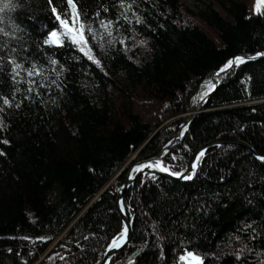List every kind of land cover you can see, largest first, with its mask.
I'll return each instance as SVG.
<instances>
[{
    "label": "trees",
    "instance_id": "1",
    "mask_svg": "<svg viewBox=\"0 0 264 264\" xmlns=\"http://www.w3.org/2000/svg\"><path fill=\"white\" fill-rule=\"evenodd\" d=\"M26 2L0 27L22 23L16 35L28 47L25 67L34 61L48 76L32 78V98L19 109L0 113V264H97L124 227L115 200L129 167L173 139L223 64L264 52V8L252 11L251 0H209L195 12L181 0H125L131 23L123 17L117 23L124 12L118 0H78L85 24L99 31L93 13L106 5L110 11L101 17L113 20L116 37L110 46L104 35L101 48L86 31L92 51L85 55L67 39L63 47L44 45L47 32L61 26L47 0ZM53 3L61 12L66 7ZM5 42L17 44L0 36V46ZM50 58L64 70L49 65ZM53 67L61 72L59 88L51 84ZM13 87L0 73V95L11 99ZM15 87L21 92L14 103L28 95L27 83ZM216 138L242 139L264 153V59L227 73L164 157L173 171H183ZM124 202L129 215L136 208L134 237L114 264H186L185 249L204 264H264V162L242 146L209 150L193 180L143 185L139 177ZM136 250L142 252L130 260Z\"/></svg>",
    "mask_w": 264,
    "mask_h": 264
},
{
    "label": "snow or ice",
    "instance_id": "2",
    "mask_svg": "<svg viewBox=\"0 0 264 264\" xmlns=\"http://www.w3.org/2000/svg\"><path fill=\"white\" fill-rule=\"evenodd\" d=\"M66 4L63 12L57 7L56 4L53 3V0H47L48 6L51 8V12L54 15L55 19L58 21L59 25L61 26L62 31L60 30H50L47 32V38L43 40L44 45H52L55 47H63L65 39L69 40L71 43L77 46V50L80 53L88 55L89 52L92 51V46L89 43L88 36L85 35L87 33L91 34L93 41H98L100 43V47L103 48L104 42L103 37L107 35L109 37L107 43L111 46L114 44L116 37L112 35L114 22L111 18H104L101 17V11L104 13H108L110 9L106 5H98L96 11L93 15L98 19L99 29L102 31H98L97 29L93 28L91 24H85L84 20L81 18V8L82 6L78 3V0H63ZM119 5L121 8L124 9V12H120L116 16V22L118 23L121 17L129 23H131L129 17L125 15V12L132 8V4L125 3V0H118ZM135 2V0H133ZM28 6L26 0H19V2H13V0H3L0 3V13L4 15H0V24L4 23L5 17L7 13L15 12L16 10L20 9L24 11ZM262 8H264V4L261 3V0H257L256 3V11L259 13ZM137 23H140L139 18H137ZM23 31L22 23H12L11 30H5V28L0 27V36L2 37H11L12 39L17 41L16 46H10L7 42H5L2 46H0V73H4L8 76L11 84L14 86L11 93V99L9 95H0V101H2V106H0V113L5 111V108H13L19 109L21 104L24 103L25 100H30L32 98L31 93L34 91L33 85L36 84V81L32 79L35 76H40L42 81L47 78L48 72L45 71L43 66L37 67V64L34 61L29 62L28 66L25 67V62L29 61L28 56V47L26 42L22 41V37L17 36L16 32ZM123 43V40H121ZM141 43H144L141 41ZM264 57V52L257 51L254 56H235L232 59H229L223 67L219 70L216 74L219 76L220 72H227L230 68L238 67L242 63H247L249 60L257 59ZM89 59H92L94 63L99 64V60L93 59L92 56H88ZM48 64L55 66L60 65L61 71L64 70V65L60 63L58 59L50 58L48 60ZM7 70V71H6ZM51 72H54L57 79L51 80V84H55L58 88L60 84L57 83V80L60 78L61 72H56V69L53 67L51 68ZM22 73L26 74L28 79L25 81V77ZM25 82L27 83L28 87L26 88V92L28 95H25L22 100L19 102L14 103L17 98V94L21 92L19 87H15L20 83ZM40 87H45L43 82L39 85ZM50 87V85H48ZM213 89L215 85L211 86ZM36 95H39V90L35 89ZM207 94V93H205ZM203 99V97H201ZM5 126L3 116H0V129ZM4 143H8V141H3ZM171 143V142H169ZM184 147H187L185 145ZM168 153L165 152L164 155ZM206 156V150L201 149L199 150L193 158V163L191 164L190 168L186 171H173L170 167L164 165L163 161L158 159L156 161H146L143 166L137 165V168H146L151 170V175L155 178V170H159L162 172H167L172 176H175L182 180H193L197 176V169L201 166V157ZM172 159L175 160V155L172 156ZM261 162H264V155L258 157ZM220 180L223 181L224 177L221 176ZM123 204V202H120ZM194 210L197 212L202 211L201 206L199 203L193 206ZM129 228L126 224L122 231L118 234L119 239L114 236L111 238L110 245H109V254L111 251L117 247H122L119 244L120 239H125L127 237ZM155 231V229H154ZM38 240L44 241L47 239L46 237H37ZM87 239V237H85ZM11 252V249H9ZM236 258L239 260L241 259V253L236 254ZM105 259H108L106 255ZM182 262L186 261L187 264H204V258L197 254L194 251L185 249L184 255L180 257ZM114 264V261L111 262Z\"/></svg>",
    "mask_w": 264,
    "mask_h": 264
},
{
    "label": "water",
    "instance_id": "3",
    "mask_svg": "<svg viewBox=\"0 0 264 264\" xmlns=\"http://www.w3.org/2000/svg\"><path fill=\"white\" fill-rule=\"evenodd\" d=\"M254 55H255V53H253V54H239L236 56L248 57V56H254ZM260 59H264V57L249 60L248 62L256 61V60H260ZM242 64H244V63H242ZM223 65L213 74V76L210 80L208 90L206 92L207 94H205L203 96V99L199 98V100L197 101V104L195 106H190L187 108V111H189L188 114L190 117L187 121L181 122V124L177 130V133L175 134L173 139L170 141L171 143H168L167 145H165L158 155L147 158V159L140 160L138 162H135L128 169L126 177H125L122 185L119 187V189L117 191L116 200H115V208H116L117 213L121 217L124 226L126 224L128 225L129 231H128L126 240L125 239L119 240V244L122 247H117V248L113 249L111 251V253L109 254V245H110L109 244L107 249L105 250L103 256L97 262V264H111L113 259L116 258L118 255H121L125 251H127L128 248L130 247L131 243H132V240L134 237V226L133 225H134V219H135V215H136V208H134L132 213L129 215L127 208H126V205H125V202H124V197H125L127 191L130 189V187L136 182V180L139 177H143V185H145L150 180H156L158 178H165V179H169V180H173V181H188V180L179 179L175 176L170 175L167 172H162L159 170H155V178H153V176L150 174L151 170L146 169V168H137V165L143 166L146 161H156V160L160 159L163 161L164 165L171 168L170 163L167 160H165L164 153L168 149L173 147L176 144V142L183 137L184 133L187 131V129L189 128L190 124L195 119V117L199 113H202L206 110V107H207L211 97L213 96V94L216 92V90L220 86L221 79L234 68V67L230 68L227 72H220L219 76H217L216 74L223 67ZM212 85H215L214 89L211 87ZM227 144L242 146V147L246 148L249 152H251L256 158H258L261 155H264L263 152L258 151L251 144H249L248 142H246L242 139L216 138V139H213V140L203 144L202 146H200L193 153V155L189 159V161H188V163H187V165L183 171H186L190 168L191 164L193 163V158L199 150L204 149V150H206V153H207L209 150H211L215 147H220V146L227 145ZM203 159H204V157L200 158L201 162ZM123 171H124V169L120 173H122ZM121 201L123 202V204L120 203ZM117 238L119 239V236H117ZM141 252L142 251H139V250L132 252L129 259L130 260L135 259L138 256V254H140ZM106 255L108 256L107 260L105 259Z\"/></svg>",
    "mask_w": 264,
    "mask_h": 264
},
{
    "label": "rangeland",
    "instance_id": "4",
    "mask_svg": "<svg viewBox=\"0 0 264 264\" xmlns=\"http://www.w3.org/2000/svg\"><path fill=\"white\" fill-rule=\"evenodd\" d=\"M209 2V0H181V3L183 4V5H185L186 7H188L190 10H192V11H195V12H198L199 11V9L203 6V3H208ZM256 3H257V0H251V2H250V9L252 10V11H254V12H256ZM261 3L262 4H264V0H261ZM95 29H97V28H95ZM98 30V29H97ZM99 31V30H98ZM97 43H99L98 41H96ZM100 44V43H99ZM209 84H210V81H209V83H208V85H207V88H206V91H205V93L207 92V90H208V87H209ZM205 93L204 94H202L199 98H201V97H203L204 95H205ZM199 100V99H198ZM197 100V101H198ZM196 104H197V102H196ZM195 104V105H196ZM195 105H191V106H195ZM190 107V106H189ZM189 111H187V113L185 114L186 116H188V117H190L189 116ZM167 152V151H166ZM135 158V157H134ZM166 160V159H165ZM130 168V167H129ZM122 171V170H121ZM120 171V172H121ZM119 172V174L117 175V176H119V175H121V173ZM187 264V263H186Z\"/></svg>",
    "mask_w": 264,
    "mask_h": 264
},
{
    "label": "bare ground",
    "instance_id": "5",
    "mask_svg": "<svg viewBox=\"0 0 264 264\" xmlns=\"http://www.w3.org/2000/svg\"><path fill=\"white\" fill-rule=\"evenodd\" d=\"M138 162V161H137Z\"/></svg>",
    "mask_w": 264,
    "mask_h": 264
}]
</instances>
